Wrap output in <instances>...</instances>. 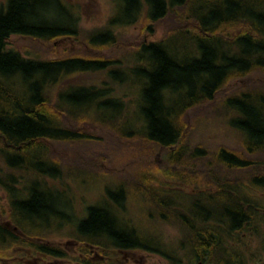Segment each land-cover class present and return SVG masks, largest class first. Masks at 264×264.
Here are the masks:
<instances>
[{"label": "trees", "instance_id": "trees-1", "mask_svg": "<svg viewBox=\"0 0 264 264\" xmlns=\"http://www.w3.org/2000/svg\"><path fill=\"white\" fill-rule=\"evenodd\" d=\"M123 1L121 13L91 31L79 28L63 0H9L0 13V186L9 191L11 224L19 228L23 195L17 188L23 181L29 194H57L60 204L61 191H49L48 179L88 180L74 167L84 165L98 173L102 160L112 156L120 173L130 164L143 167L137 185L149 192L150 184L157 183L149 163L155 164L158 154L168 150L174 177L202 180L207 176L216 185L210 196L217 198L210 202L217 213L205 205L192 220H210L221 229L239 226L242 202L235 196L242 182L230 177L232 169L240 174L241 165L248 161L229 153L223 155L228 167H215L205 158L207 150L191 147L187 141L200 126V115L206 118L213 111L233 113L229 120L234 128L264 140V128L259 133L250 125H264L255 106L264 104V0H152L151 9L143 14L138 11L140 0ZM54 7L61 9L65 19L68 15L65 25L61 17L52 21ZM119 16L127 19L121 22ZM156 22H164L168 31L162 40L147 43L145 32ZM133 24H139V34L126 40L123 31ZM11 35L37 40L73 36L89 51L61 59L24 57L7 49ZM120 48H130L138 65L125 66L123 59L105 56L106 50ZM92 128L104 133L105 138L95 143L104 151L79 153L77 148L97 138L88 131ZM55 143L68 146L64 157L54 151ZM178 155L186 160L182 162ZM234 162L237 166L232 168ZM108 189L106 215L99 206L91 208L81 229H124L116 211L123 210L129 191ZM130 191L147 198L131 186ZM154 196L162 208L158 214L166 218L165 197ZM65 212L60 208L58 216L64 217ZM186 226L195 229L189 220ZM0 229L9 227L0 222Z\"/></svg>", "mask_w": 264, "mask_h": 264}, {"label": "rangeland", "instance_id": "rangeland-1", "mask_svg": "<svg viewBox=\"0 0 264 264\" xmlns=\"http://www.w3.org/2000/svg\"><path fill=\"white\" fill-rule=\"evenodd\" d=\"M64 6L69 11V14L73 19H77L78 26L82 30L91 31L96 28L104 27L107 24V21L110 17H113L117 13H121L123 0H63ZM138 11H141L143 14L145 11L151 9L150 1L152 0H140ZM8 0H0V13L5 11ZM54 15L51 17L52 21L60 19L61 22L65 25L68 19H65V16H62V11L58 7H54ZM125 12V10L123 11ZM122 12V13H123ZM134 11L130 12L131 14ZM129 13V14H130ZM132 16H135L133 13ZM131 16V17H132ZM120 21L127 19L124 16H119ZM122 22V21H121ZM126 24L124 23V26ZM139 24L127 25L125 27L124 36L126 40H133L139 34ZM168 31V27L164 22L154 23L153 29L145 32V40L147 43L158 42L163 39L165 34ZM119 32V31H117ZM7 49L21 53L24 57H36L41 59H61L70 56L84 55L89 50L88 47L84 45L80 40H76L73 36H60L55 37L50 40L46 39H32L30 37L21 36V35H11L6 43ZM92 52V51H90ZM105 56L107 58H118L123 59L125 66L138 65V61L133 58V51L128 48H120L114 50H106ZM261 89H258L256 95H261ZM255 106L260 109V114H262V119H264V104L256 102ZM222 108L221 106H219ZM233 109V108H231ZM240 110V108H238ZM235 113V112H234ZM212 114V115H211ZM206 118L197 119L199 121V127L195 130H192L189 133V138L187 143L191 147L193 145L197 147L199 145L202 149L208 151L205 158L208 160L210 165L217 167L226 166L228 167V162L224 159L223 155L226 157L229 153L239 154V159L241 161H250L257 163L256 165H262L264 163V140L255 139L252 137L253 133L249 130H239L234 128L235 124L231 122L233 113L231 115H226L223 112H212L208 114ZM194 119V118H193ZM231 122V123H230ZM248 123L250 122L247 121ZM251 123V122H250ZM255 126L256 132L260 133V128H264V125H261L259 122L250 124ZM88 131L97 136L93 142L84 148H77L79 153H82L83 150L87 152H92V154H98V151L101 146H96L95 143L101 141V138H105L103 132L97 130V128H92ZM254 143V144H253ZM67 145L60 146L57 143L53 145L54 151L59 155V157H64L66 152ZM75 153L73 152V155ZM110 155V154H109ZM108 155V156H109ZM222 157V158H221ZM177 158H180L182 162L186 160V157L183 155H178ZM109 159V160H108ZM112 156L107 157V160H102V166L98 169V173H94L90 168L86 166H75L74 169L77 170L81 176H86L88 180L83 179H64L61 181L48 179L47 189L52 188L54 191H61V209H65V216L60 217L59 222L55 223V226H58L60 229H64L67 237H71V230L78 229L79 225L86 220L89 216L90 209L95 206H100L102 202L106 200V192L111 190H120L119 193L127 194L126 190L129 191V195L125 196L126 201L123 203V210L118 209L116 214L119 216L120 224H122L124 229H136L137 233L144 239V241L154 240L158 243L155 248H162L161 254L154 252V257H190L192 256V246L189 242L185 240V234L180 231L182 227L180 226V221L177 220V213L171 214V217L163 218L158 213L162 211L161 206L157 203L156 193L161 197H173L176 200L181 199V205H191L196 200L205 199L207 204L210 203L209 211H214L215 214L216 208L214 202H209L214 198H210L212 191L215 189L216 185L209 177L203 179H197L194 172L185 173L186 176L193 177L192 179H177L174 177V173L169 170V151H163L157 156V162L154 164L153 161L149 163L150 169L152 170V176L156 182L150 184V190L147 192L144 189H140L137 185L139 182L137 179L145 171L143 167L133 166L132 164L128 165L126 172L120 173L118 169H114L113 164L118 165L115 161H112ZM224 161L225 163H220ZM197 161H194L195 164ZM176 167V166H174ZM156 169V170H155ZM172 169V168H171ZM173 170V169H172ZM175 171V170H174ZM261 172H264V168L260 169ZM244 172V171H243ZM236 173H238L236 171ZM235 173L236 177L232 176L233 182L241 181L242 179L237 178L238 175ZM231 174V173H230ZM232 175V174H231ZM243 176V175H242ZM240 179V180H239ZM231 182V181H230ZM242 184L238 186V194L242 197L248 196L253 202L256 203V194H258L259 187L258 185H245L244 188L241 187ZM130 186L133 190H138L144 196L138 197V195L130 194ZM116 188V189H115ZM235 188V187H234ZM262 188V187H261ZM264 189V188H263ZM17 190L22 195L29 194V188L25 181H23L22 186L18 187ZM51 190V189H50ZM235 191V190H234ZM52 195H55L51 193ZM21 195V196H22ZM57 196V201L59 196ZM138 197V198H137ZM217 198V197H216ZM255 201H254V200ZM215 200V199H214ZM261 203H264V196L259 199ZM201 202V203H202ZM173 203V202H172ZM174 206L178 208L176 202L173 203ZM12 204L10 203L9 191L0 186V222L3 225L7 223L14 227L10 222V213ZM164 208V205H163ZM172 209L173 206L171 207ZM192 210V206H188ZM212 209V210H211ZM260 209L263 211L264 205H260ZM5 210V212H4ZM195 211V209H194ZM199 211V210H198ZM198 211L187 212L189 217L198 213ZM49 213V212H48ZM184 213V212H183ZM12 214V213H11ZM200 214V213H199ZM48 215V214H47ZM50 215V214H49ZM201 215V214H200ZM20 216V214L18 215ZM263 219L264 216L262 215ZM49 218V216H48ZM193 220L197 222L202 228L209 229H221L218 225L214 224L210 220ZM215 221V220H214ZM21 226V221H18ZM19 229V228H18ZM261 229H264V225ZM73 234L76 236L77 231L74 230ZM191 250V251H190ZM164 253L165 255H163ZM191 253V254H190Z\"/></svg>", "mask_w": 264, "mask_h": 264}, {"label": "flooded vegetation", "instance_id": "flooded-vegetation-1", "mask_svg": "<svg viewBox=\"0 0 264 264\" xmlns=\"http://www.w3.org/2000/svg\"><path fill=\"white\" fill-rule=\"evenodd\" d=\"M236 164L234 162L231 167L234 168ZM256 164L248 161L241 165L240 174L233 169L231 172L232 178L236 177V173L237 178L241 177L248 186H260L256 203H252L248 196H235L242 202V221L237 227L203 229L197 222H193V215L189 217L187 212H202L206 205L203 203L205 199L188 205L193 208L190 210L188 206L181 205V199H175L178 196L166 197V218L171 217L172 210L177 211L182 227L180 231L194 250L190 257L155 258L154 252L161 254L163 249L155 248L158 243L154 240L144 241L136 229L78 227L71 230L73 236L67 237L64 229L55 226L60 219L58 211L62 208L57 196L25 194L20 205L19 229L8 223L6 226L9 229H0V264H264V229H261L264 225V209H260L264 203L259 202L264 196V172L260 171L261 165ZM48 190L54 191L52 188ZM43 197L46 200L41 203L43 199L40 198ZM216 197L210 196L214 199ZM172 202H176L178 208ZM99 208L106 215L105 202ZM188 220L195 229L187 228ZM74 230L77 231L76 236Z\"/></svg>", "mask_w": 264, "mask_h": 264}]
</instances>
